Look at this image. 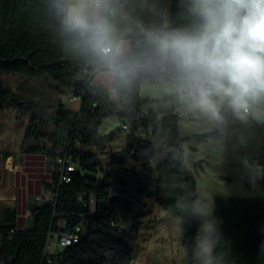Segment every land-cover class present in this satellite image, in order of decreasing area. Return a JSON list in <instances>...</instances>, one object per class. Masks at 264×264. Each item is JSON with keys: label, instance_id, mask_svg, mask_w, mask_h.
<instances>
[{"label": "trees", "instance_id": "16d2710c", "mask_svg": "<svg viewBox=\"0 0 264 264\" xmlns=\"http://www.w3.org/2000/svg\"><path fill=\"white\" fill-rule=\"evenodd\" d=\"M193 4L194 0H104L99 17L110 26L114 47L112 56L104 57L69 24L64 0H0V102L12 103L28 115L23 151L41 153L52 165L66 156L75 166L70 180L60 183L52 169V182H45L44 189L56 195L31 212V227L15 225L13 207L0 208V257L10 259L8 264H131L141 229L149 222L151 205L146 198L184 217L181 243L187 252L197 227L195 221L188 226L185 208L186 201L197 197L194 175L186 166L191 155L180 145L189 136L179 135L177 113L141 111L139 85L141 79L163 73L180 76L160 54L155 37L197 25ZM122 38L129 40V47L117 54ZM4 71L45 75L58 94L79 96L80 105L67 109L59 99L50 125L42 128V109L6 88ZM104 71L112 73L109 87L93 82ZM108 116L117 117L121 126L99 134ZM126 121L128 145L104 163L102 155L110 157L112 151L107 144L127 129ZM150 136L160 142L157 153ZM30 139L33 143L28 145ZM259 162L264 164V154ZM214 199V215L232 264H264V197ZM59 230L77 234V240L45 251L47 233Z\"/></svg>", "mask_w": 264, "mask_h": 264}, {"label": "clouds", "instance_id": "9594fccd", "mask_svg": "<svg viewBox=\"0 0 264 264\" xmlns=\"http://www.w3.org/2000/svg\"><path fill=\"white\" fill-rule=\"evenodd\" d=\"M89 2L101 9L104 0H78V6L69 10L68 22L98 53L110 57L111 28L99 15L90 20ZM193 7L197 25L156 36V46L175 65L184 101L216 130L221 154L227 155L231 143L241 179L256 188L264 180V164L237 153L248 146L243 129L264 125V0H194ZM185 208L188 226L192 221L197 224L187 248L188 264H232L214 215V197L199 196L186 201ZM185 230L182 226L181 235Z\"/></svg>", "mask_w": 264, "mask_h": 264}, {"label": "rangeland", "instance_id": "374dc122", "mask_svg": "<svg viewBox=\"0 0 264 264\" xmlns=\"http://www.w3.org/2000/svg\"><path fill=\"white\" fill-rule=\"evenodd\" d=\"M67 9V19L69 10L78 6V0H64ZM87 11L90 20H95L99 15V9L95 4L89 2ZM129 47V40L122 38L116 53L126 51ZM1 78L6 88L13 90L26 100L34 101L44 112L41 124L42 128L50 125V117L54 111L56 102L61 99L67 109H78L80 100L72 99L71 94H58L52 81L45 75H23L15 72H2ZM112 73L104 71L97 73L93 79L94 83L102 82L110 86ZM181 77L159 74L141 79L139 85V96L144 99L141 104L143 113L155 112L158 116L174 112L179 115L178 133L181 136L188 135L189 139L181 141L180 145L191 157L186 158V166L193 173L197 197L207 196H260L264 197V183L258 182V187L253 188L245 180L241 179V165L233 159L231 143L227 155H222L219 147V138L212 124L203 115L191 109L182 98ZM0 104H2L0 102ZM12 104L3 111L5 115L11 114L14 107ZM127 129L117 133L114 140L107 144V153L102 155L103 162H107L114 155L122 152L129 143L130 133L129 121H126ZM24 126V122H23ZM121 126V121L114 116L102 119L99 125V134L110 133ZM235 127V126H234ZM3 128L0 127V129ZM24 130V128H23ZM247 147H242L237 155H252L256 159H261L264 154V125L253 124L243 129ZM0 135L5 136V132L0 131ZM9 135H12L11 132ZM139 136L144 133L140 130ZM155 152L160 147L157 138H153ZM149 200L151 209L147 215L149 218L140 232L136 246V257L131 264H188L186 249L181 243V219L174 216L160 207L151 198ZM54 247V242L50 244V250Z\"/></svg>", "mask_w": 264, "mask_h": 264}, {"label": "crops", "instance_id": "0c3cea01", "mask_svg": "<svg viewBox=\"0 0 264 264\" xmlns=\"http://www.w3.org/2000/svg\"><path fill=\"white\" fill-rule=\"evenodd\" d=\"M11 105L12 103L0 104V127L3 126L0 131L5 132V136L0 135V208L13 207L16 210L15 225L23 227L29 213V196L34 195L37 203L39 195L47 200L49 192L44 189V183L52 182L53 165L50 163L48 166L47 158L41 153L23 151L21 143L28 115L19 113L15 105L12 106V113L5 115L4 109ZM10 132L13 136L9 135ZM32 143L30 139L28 145ZM1 218L0 213V220ZM56 247L54 242L52 250ZM0 264H6L2 257Z\"/></svg>", "mask_w": 264, "mask_h": 264}, {"label": "built area", "instance_id": "2783aa9c", "mask_svg": "<svg viewBox=\"0 0 264 264\" xmlns=\"http://www.w3.org/2000/svg\"><path fill=\"white\" fill-rule=\"evenodd\" d=\"M72 99L79 101V96L72 95ZM53 169L56 172L58 183L62 181H69L70 180V173L75 169L74 164L66 157L60 156L56 159ZM56 193H49L47 200L54 199ZM45 198L42 195L37 196V201L41 202ZM95 207V200L91 198L90 200V208L91 211L94 210ZM19 228V227H18ZM77 240V234L67 231V230H59L56 232H48L47 237L45 240L44 250L50 249L51 242H55V244L59 247H64L67 245L72 244Z\"/></svg>", "mask_w": 264, "mask_h": 264}, {"label": "water", "instance_id": "95a60500", "mask_svg": "<svg viewBox=\"0 0 264 264\" xmlns=\"http://www.w3.org/2000/svg\"><path fill=\"white\" fill-rule=\"evenodd\" d=\"M65 16L67 18V9L66 8H65ZM50 163H51V161L47 160L48 166L50 165ZM47 203H48L47 200H43V201L37 203L35 201V196L34 195H30L29 196V201H28V206H27L28 210H29V213H28V215L26 217V222H25V224L23 226L24 228H29L33 224V218H32L31 212L34 211L35 209H37L38 207L43 206V205H45ZM1 256H2V259H3L4 263L8 264L10 262V259H7L4 254H2Z\"/></svg>", "mask_w": 264, "mask_h": 264}]
</instances>
